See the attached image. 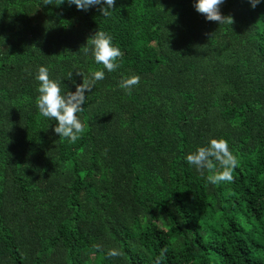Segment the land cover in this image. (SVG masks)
<instances>
[{"label": "trees", "instance_id": "obj_1", "mask_svg": "<svg viewBox=\"0 0 264 264\" xmlns=\"http://www.w3.org/2000/svg\"><path fill=\"white\" fill-rule=\"evenodd\" d=\"M195 2L116 0L105 18L0 0V264H155L165 248L162 264H264V0H225L232 26ZM98 30L123 58L86 93L73 144L39 114L36 75L75 92L76 71L103 70L79 52ZM212 138L239 159L232 183L186 162Z\"/></svg>", "mask_w": 264, "mask_h": 264}, {"label": "clouds", "instance_id": "obj_2", "mask_svg": "<svg viewBox=\"0 0 264 264\" xmlns=\"http://www.w3.org/2000/svg\"><path fill=\"white\" fill-rule=\"evenodd\" d=\"M64 2V0H63ZM225 0H196L195 11L203 15L207 21L216 22L219 25L234 24L231 15H223L220 11ZM69 5H75L78 10L87 11L91 7L99 6L97 10L102 17H110L115 10L116 0H67ZM253 9L261 3V0H248ZM43 5H53V0H43ZM85 56L91 54L97 64L103 66V70H95L86 75L81 71H76V76L83 78L82 83L76 85L75 92H63L61 82L50 78L47 67L41 66L38 69L36 80L39 82L36 99V107L41 116L56 121L53 132L76 143L87 130V124L83 122L78 113L83 112L86 101V93H90L98 81L105 79V71L112 73L117 71L123 58V53L119 47L114 46L113 37L106 31L98 30L92 35L85 46L79 52ZM76 54V53H73ZM73 72L69 73L72 79ZM141 77L131 75L122 77L119 87L127 94L131 95L132 90L139 86ZM189 166L195 168L200 176L205 177L212 185L221 183H232L234 181V169L239 166V159L230 149L229 143L223 138H212L206 145L197 147L196 151L186 156ZM96 252H103V245L95 244ZM167 249H162L159 256L155 258V264H162L166 258ZM123 252L112 248L106 252L107 258L121 257Z\"/></svg>", "mask_w": 264, "mask_h": 264}]
</instances>
